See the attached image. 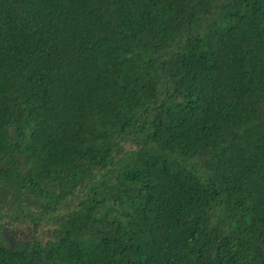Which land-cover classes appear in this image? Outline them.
Returning a JSON list of instances; mask_svg holds the SVG:
<instances>
[{"label":"trees","instance_id":"obj_1","mask_svg":"<svg viewBox=\"0 0 264 264\" xmlns=\"http://www.w3.org/2000/svg\"><path fill=\"white\" fill-rule=\"evenodd\" d=\"M0 264H264V0H0Z\"/></svg>","mask_w":264,"mask_h":264}]
</instances>
